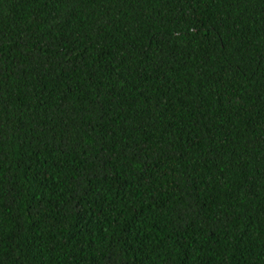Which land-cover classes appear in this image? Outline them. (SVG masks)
Here are the masks:
<instances>
[{"label": "trees", "instance_id": "obj_1", "mask_svg": "<svg viewBox=\"0 0 264 264\" xmlns=\"http://www.w3.org/2000/svg\"><path fill=\"white\" fill-rule=\"evenodd\" d=\"M0 264H264V0H0Z\"/></svg>", "mask_w": 264, "mask_h": 264}]
</instances>
